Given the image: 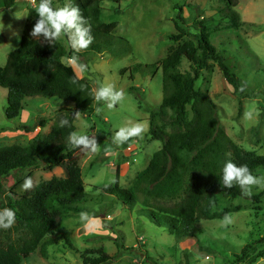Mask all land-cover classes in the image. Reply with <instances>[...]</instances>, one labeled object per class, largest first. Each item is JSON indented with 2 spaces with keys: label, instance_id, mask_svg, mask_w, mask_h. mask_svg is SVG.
Wrapping results in <instances>:
<instances>
[{
  "label": "rangeland",
  "instance_id": "1",
  "mask_svg": "<svg viewBox=\"0 0 264 264\" xmlns=\"http://www.w3.org/2000/svg\"><path fill=\"white\" fill-rule=\"evenodd\" d=\"M68 2L52 0V7H62ZM71 2L78 6L75 0ZM99 4L101 20H116L106 35L110 42L77 52L78 63H68L66 56L62 60L71 65L77 77L88 81L93 92L101 84H112L124 92V99L113 109L93 100L89 113L80 112L79 116L73 113L72 132L95 135L100 146L96 153L73 147V153L79 158L87 199L80 203L83 209L69 212L62 221L72 247L60 238L57 243L46 246V256L40 254L37 246L19 264H89L83 262L82 256L100 253L109 257L99 264H261L264 255L254 254L264 250V239H261L264 238V190L254 187L251 198L216 193L212 197L215 200L212 210L228 205L238 207L227 213L232 223L223 227V217L198 216L196 236L176 237L148 215L139 202L141 193L137 192V201L128 205L97 187L113 181L117 162L119 185L129 186L136 171L147 164L151 153L160 146V141L147 131L149 110L157 107L162 96L158 63L187 36L171 39L170 35L177 33L173 18L178 14L189 24L198 13L206 16L215 7L225 8L224 0H100ZM30 6L35 7L31 0H14L8 7L0 6V64L4 63L7 51L18 44L19 39L13 33L18 32L20 37L25 23L32 18ZM231 6L236 11L237 23L214 31L211 38L217 49L224 48L225 61L237 76L240 89L233 92L232 85L224 80L212 59L201 68L194 86L205 89L216 103L219 124L229 138L246 149L264 154V0H232ZM214 13L218 19V9ZM226 35L228 43L224 42ZM64 44L68 47L66 38ZM80 65L85 67L81 69ZM180 67L186 68L187 63L182 61ZM5 93L6 89L0 86V145L25 144L35 134L47 131L53 122L52 111L68 103L57 96H25L18 114L7 118L3 112ZM97 107L103 109L99 114ZM246 111L253 114L251 119H245ZM137 122L145 129L142 138H132L120 146L112 143L115 131ZM106 147L110 150L105 151ZM63 174L59 165L50 169L40 165L22 169L0 180V199L10 189L21 193L26 177H31L36 184L51 175ZM253 175L264 176V167H259ZM3 208L7 207L0 204V209ZM81 212H87L92 219L87 228L79 219ZM17 232L14 225L4 229L7 236H15ZM250 241H254V248L246 257L236 258L241 246ZM249 255L254 260L249 261Z\"/></svg>",
  "mask_w": 264,
  "mask_h": 264
},
{
  "label": "trees",
  "instance_id": "2",
  "mask_svg": "<svg viewBox=\"0 0 264 264\" xmlns=\"http://www.w3.org/2000/svg\"><path fill=\"white\" fill-rule=\"evenodd\" d=\"M13 1L0 0V6L8 7ZM75 2L91 25L94 40L90 46L109 43L106 35L114 28L116 20L100 19V0ZM224 2L225 8H214V12L218 9V19L213 16L214 12L206 16L198 13L189 24H185L178 14L173 18L177 33L171 34V39L183 34L187 36L158 63L162 96L157 107L149 110L147 131L160 141V146L151 153L147 164L136 171L129 186L119 185L118 162L114 165L113 181L97 186L128 205L137 201V192L141 193L139 202L145 206L148 215L176 237L196 236L198 216L224 217L238 208L236 205L223 206L218 210L210 208V199L218 192L229 196L241 195L239 186L231 189L222 186V168L227 160L238 166L247 165L252 174L259 167H264V154L246 149L229 138L219 124L216 103L205 89L194 86L201 68L212 59L224 80L232 85L233 92L240 89L237 76L225 61L224 48L217 49L211 38L214 31L237 23L232 0ZM30 12L32 18L25 23L18 44L7 51L4 63L0 64V86L6 89L4 115L14 118L23 107L25 96H57L68 103L52 111L53 122L47 131L35 134L25 144L12 142L0 145V180L38 165L46 169L59 165L64 174L51 175L38 181L31 190L21 193L10 189L0 199V204L15 212L14 226L18 230L15 236H7L0 228V264H19L37 246L40 254L46 256V246L57 243L60 238L71 245L62 221L69 212L83 209L80 203L87 199L79 158L73 153L68 136L74 130L73 113L92 111L94 92L88 81L77 77L71 65L62 60L64 56L70 58L77 54L65 46V37L57 40L56 45L41 46L29 35L38 19L35 7L30 6ZM220 21L223 23H218ZM224 39V42H229L228 35ZM182 61L187 63L186 68L181 69ZM154 67L152 72L157 65ZM62 119L68 120L69 124L61 127ZM154 119L159 122L155 123ZM1 191L0 182V194ZM161 200L171 202L163 203ZM253 248L254 241L243 244L235 254L236 258L246 257ZM254 255L262 256L264 250L259 249ZM82 257L84 263L99 264L109 256L100 253ZM254 258L248 256L249 261Z\"/></svg>",
  "mask_w": 264,
  "mask_h": 264
},
{
  "label": "clouds",
  "instance_id": "3",
  "mask_svg": "<svg viewBox=\"0 0 264 264\" xmlns=\"http://www.w3.org/2000/svg\"><path fill=\"white\" fill-rule=\"evenodd\" d=\"M35 5V13L38 16L33 25L30 36L41 46L56 45V41L62 36L67 39L68 47L74 52L87 49L94 40L92 35L91 25L82 15L78 6L74 5L71 0L62 7L53 8L52 0H31ZM19 39V33H13ZM41 38H43L41 40ZM78 56L73 55L68 58V63H78ZM81 69L85 66L80 65ZM243 91V88H241ZM124 99V92L117 90L112 84H101L94 92V100L97 104L104 102L108 109H113L118 103ZM100 107L96 108L97 114L102 112ZM80 112H76L75 116H79ZM251 112H245V119L252 118ZM69 124L68 120L62 119L60 126L64 127ZM144 126L137 123H129L126 126H121L112 136V143L120 146L128 142L132 138L141 137L144 133ZM68 143L81 151L96 153L99 149V144L95 135H78L76 132H71L68 136ZM110 148L106 147L105 151ZM222 186L225 189H231L234 186H239L243 197L251 198L253 188L264 190V176L253 175L247 165H237L232 160H227L222 168ZM34 187V181L31 177H26L22 189L25 191L31 190ZM210 205L215 206V200L210 199ZM79 219L84 227H89L92 219L87 212H81ZM15 223V212L9 208L0 209V228L9 229ZM232 223L230 214H225L221 220V226L227 227Z\"/></svg>",
  "mask_w": 264,
  "mask_h": 264
},
{
  "label": "crops",
  "instance_id": "4",
  "mask_svg": "<svg viewBox=\"0 0 264 264\" xmlns=\"http://www.w3.org/2000/svg\"><path fill=\"white\" fill-rule=\"evenodd\" d=\"M59 106H62V105H59ZM119 166H120V164H119ZM120 171V170H119Z\"/></svg>",
  "mask_w": 264,
  "mask_h": 264
}]
</instances>
